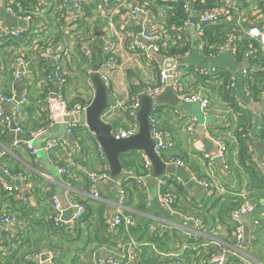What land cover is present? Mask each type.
<instances>
[{
  "label": "crops",
  "instance_id": "1",
  "mask_svg": "<svg viewBox=\"0 0 264 264\" xmlns=\"http://www.w3.org/2000/svg\"><path fill=\"white\" fill-rule=\"evenodd\" d=\"M13 1L16 10L32 16L30 23L36 34L31 42L7 41L0 29V85L14 98L23 95L29 97L27 105L19 111L15 108L14 100L12 104L9 102L3 104L6 114L12 121L24 127L23 133H16L0 120V152H4L2 160L9 166L12 174H5L4 170L0 169V263L35 264L26 262L23 255L31 250H40L51 257V262L46 264H95L97 257L105 254L107 249L114 250L120 237L129 234L144 244L145 260L151 264L156 263L155 260L161 252L181 253L183 264H209L208 257L217 248L218 243L226 244L233 249L237 244L235 228L237 223L230 220V212L234 205L240 202L241 192L248 191L250 197L257 201L264 196V188L249 187V174L239 164L238 145L235 142L231 144L229 131L234 127H226L212 117L207 119L202 117V123L198 118L196 136L206 140L208 148L214 149L209 137L223 136L230 140L227 160L225 163L215 160L212 176L207 162L192 149V140L186 131L184 121L174 113H168L162 119V127L174 143V153L184 157L188 164L187 167H178V172L163 177L165 182L163 191L176 197V208L180 213L200 215L205 220L206 227L201 237L190 241L185 238V226L159 201V184L156 188L150 185L149 190L137 195L130 191L123 200L124 211L134 218L137 225L130 231L125 229L110 231L101 221L103 211L105 208L115 210L121 202L118 181L128 169L124 167L122 175L118 177L111 175L110 181L100 183V199H94L89 195L88 179L84 171L108 170L111 174L108 160L99 149L97 136L90 128L79 125L80 129L72 135L67 133L65 124L61 122L49 124L46 96L50 90L56 89L57 82L56 79L52 82L46 79L45 76L52 70L53 65L46 63L41 57L40 50L42 51L46 45L62 49L64 70L69 79L66 97L75 103L78 97L87 100L94 98L95 95V86L89 84L90 78L86 74L90 60L82 53L84 41L87 38H94L93 62L94 66L98 67L103 59L100 47L111 36L113 37V34L98 7V0H83L86 17L79 23H69L63 18L61 0H31L27 6L22 0H11L12 3ZM140 1L150 8V17L145 24L143 20L128 18L125 10L115 16L120 28V35L116 39L123 56H119L121 66L112 78L117 89V93L111 96L112 103L125 99L129 92L139 93L143 89L144 80L146 82L144 70L146 67L131 64L133 54L127 46L137 31L142 29V26L148 29L160 24L164 32L176 33L175 20L171 21L174 16L172 13L176 11V2L172 4L171 0ZM219 1L226 5L225 15L210 31L227 39L242 38L245 35L251 40L250 43L255 41L246 34V31L254 24L264 28V0H217ZM166 7L170 9L168 13L164 11ZM16 15L17 17L8 15L5 8L0 5V18L7 26L24 23L20 18L23 15L17 12ZM189 35L194 52L182 58V61L211 65L212 59L200 52L199 39L196 43L192 34ZM18 53H24L31 61V66L22 78L16 80L12 73ZM224 58L223 65L218 66L228 68L231 72L238 70V65L236 66L228 55H224ZM230 60L233 61V66L227 65L226 62ZM150 75L152 83L155 82L157 78L155 71L150 70ZM241 80L240 75L238 81ZM203 92L212 95L219 107L226 105V101L215 87L208 85ZM259 106L257 108H260ZM180 109L183 113L197 117L201 113L197 105H183ZM250 109L253 122H256L257 113L253 108ZM262 110L260 108L259 122ZM231 111L232 125L239 126L240 115L234 110ZM120 119H123L121 114ZM41 127H46L47 132L32 139L28 132ZM49 137H60L66 145L46 151L43 147ZM28 142L35 151L28 147ZM259 151L261 155L264 154V145ZM125 163L127 164L128 160H125ZM58 165L70 168L69 178L58 173ZM132 166L136 167V163ZM19 174L23 177L18 176ZM210 179L216 182L217 188L213 187L208 191L200 182ZM9 186H13L14 190L9 191ZM223 189L228 192L223 194ZM54 195L63 203H66L69 197L84 201L87 206L84 224L66 231L53 228L51 198ZM9 210L16 214L17 220L9 225L10 231L6 232L2 217ZM262 210H258L253 217H241L245 239L238 255H228L227 264H240L242 257L247 258V264H264V218L260 219ZM252 218H259L260 226L252 227ZM152 223L167 224L169 226L167 235L151 238L147 227ZM186 228L193 229V226L189 223Z\"/></svg>",
  "mask_w": 264,
  "mask_h": 264
},
{
  "label": "built area",
  "instance_id": "2",
  "mask_svg": "<svg viewBox=\"0 0 264 264\" xmlns=\"http://www.w3.org/2000/svg\"><path fill=\"white\" fill-rule=\"evenodd\" d=\"M62 8L61 15L69 23H79L86 17L85 4L83 0H61ZM200 2L206 4V0H171V3L176 4L183 3L184 18L181 23L176 25V33H166L162 30L160 24L153 25L151 28H145L138 30L134 39L128 43V50L133 54L131 64L132 65H144L146 82L144 80L143 89L139 92H129V95L120 101L114 103L111 102V96L117 93V89L113 85V74L120 68L121 64L119 56H123V53L118 49V41L116 37L120 35V28L117 24L115 16L122 10H125L127 17L131 19L143 20V23L147 22L150 17V8L147 4H143L142 1H130V0H98V7L102 11V15L106 18L108 28L112 32L107 42L103 43L100 47V52L103 59L98 67L94 66L92 51V45L95 41L94 38H87L82 46L83 55L90 60V63L86 67V74L90 78L89 84L93 85V76L98 74L103 80L109 91V105L104 110L101 118L106 123L110 124L113 128V135L116 138H128L132 137L139 131L138 110L140 106L139 96L148 95L154 99L157 95L162 93L167 86L168 72L172 71V82L177 97L182 101L183 105H197L200 109L202 116L207 119L212 117L218 121H221L226 127H234L229 131V136L232 138L231 144L234 142L238 145V139L235 131L242 129L238 125H232L231 123V110L241 115V111L246 108L250 110L248 104H256L262 106L263 114L259 124L256 126V122H253L250 127H247V132L243 134L249 144V154L251 163L257 168L259 175L264 177V154L261 155L258 145V140L262 141L264 145V139H262L264 131V64L257 60V53L260 52L264 56V28L257 24L252 25L246 34L255 41L251 42L244 50L239 49L238 43L242 42V38L231 37V39L225 38L223 42L217 41V36L213 41L206 37V30H212L219 21L225 15L224 2L219 1L218 5L213 8H206L198 10L195 3ZM175 4V5H176ZM0 5L5 8L6 13L17 17L16 12L20 15V18L24 20V23L7 26L0 18V29L5 35L7 41H19L22 43L31 42L36 32L31 25V15L22 13L16 10L11 0H0ZM165 13H168L170 9L164 8ZM168 11V12H167ZM198 12L200 15L199 21L195 25V31L199 39V49L201 54L205 55L209 59H216L222 56L228 55L237 66L238 70L231 72L230 69L220 66L211 65H197L188 62H183L182 58L189 56L194 52V45L191 41L188 28L192 23L194 12ZM174 11L172 15L174 14ZM174 16L171 21H174ZM130 32V31H129ZM189 32V33H188ZM39 48V46H38ZM182 49L186 51L181 53ZM154 53H160L164 55V61L167 63L158 62L154 57ZM41 57L46 63L52 64L53 68L46 74V79L52 82L56 79L57 86L55 90H50L46 96V109L47 120L49 124L54 122H61L65 124L68 134H75V131L80 129L79 125L89 128L86 122V111L93 98L87 100L80 97L76 102H70L66 97V90L68 88V74L64 70L63 58L61 48H55L52 45H46L40 50ZM176 61V64L171 67L170 61ZM237 63V64H236ZM31 61L24 53H18L15 59V67L13 70L14 79H20L25 72L29 71ZM150 70L156 73V81L152 83V76ZM239 72L242 80L238 81L236 72ZM222 72L229 73V77L225 79L222 76ZM261 81V82H260ZM263 85L259 87L260 93H255L253 87L255 83ZM226 83L228 91V97L225 96L222 91V85ZM211 85L215 87L221 97L226 101V105L219 107L215 103V99L212 95L203 92V89ZM95 86V84H94ZM242 95L245 96L246 101L242 99ZM14 96L8 95L4 88L0 85V120L3 121L8 127L13 129L16 133H23L24 127L18 123H14L12 118L5 112L3 103L14 100ZM15 108L19 111L22 107L27 105L29 97L23 95L15 101ZM245 108V109H244ZM228 109V110H224ZM168 113H174L177 117L184 121L185 128L192 140V149L196 152V155L201 157L202 160L207 162V166L212 176H214V162L215 160H221L224 163L227 160L229 153L230 140L223 136L209 137V142L213 145L214 149L208 148L206 140L200 139L196 136V126L198 124V117L193 114H186L181 111L180 108L171 106H161L154 102L149 113V122L151 126V136L155 141V151L161 157L166 164H172L177 167H187V161L184 157L174 153L173 141L168 137L167 132L162 127V119ZM120 114L123 119H120ZM80 116L79 121H65L69 116ZM235 116V115H234ZM251 116V114H250ZM252 117V116H251ZM83 120V122L81 121ZM47 132L46 127L40 129H31L28 134L32 139L38 135H43ZM66 145L60 137H49L44 144V150L49 151L55 148H62ZM28 147L35 151L31 143L28 142ZM72 149L71 147H69ZM99 149L103 151L102 146L99 143ZM125 154L124 159L128 160L126 166L128 171L122 176L123 178L118 181V192L120 194L121 202L115 210L105 208L101 218L102 223L110 229V231H116L119 229H125L130 231L137 223L134 218L124 211L123 200L125 197L133 191L132 194L137 195L143 193L150 188V179L153 176L152 163L149 157L143 151L133 150ZM238 154V153H237ZM4 152H0V169L4 170L5 174L12 175L9 166L2 160ZM135 160L136 167L129 164V160ZM227 168V166H226ZM246 169V168H245ZM57 171L60 175L67 178L70 177L71 171L68 166L58 165ZM123 173V171H122ZM121 173V175H122ZM84 174L87 176L88 192L94 199H100V183L110 181L111 174L108 170H85ZM171 174V173H167ZM166 175V174H165ZM164 175V176H165ZM18 176H22L19 174ZM158 179L160 190L158 193L159 201L165 206L170 214L177 216L181 223L185 226L184 234L185 238L190 241L196 240L201 237L202 232L205 231L206 223L200 215H189L187 213H180L176 206L177 200L171 193H164L165 182L163 177ZM200 184L208 191L217 188L216 182L213 179L203 180ZM18 188L16 187V190ZM9 191L14 190L13 186L8 187ZM223 194L228 190L223 189ZM241 200L230 212V220L233 223H237L236 241L237 244L232 248L227 247L226 244L218 243L217 248L209 255V264H227L228 255H238L241 252L245 239V229L241 217H253V215L260 209V219L264 218V196L259 198V201L250 197L248 191H242L240 194ZM52 206V227L60 231L71 230L79 225H83L85 217L87 215V206L84 201L76 198L69 197L66 203H63L57 195L51 198ZM6 212L2 221L5 224V231L9 232V225L17 220L15 213ZM112 214V216H110ZM253 219V218H252ZM254 218L251 221L252 227L256 228L260 226L261 220ZM189 223L193 226V229H187L186 225ZM169 226L167 224H154L148 225L147 230L152 237H163L167 232ZM187 247V246H185ZM235 249V250H234ZM181 253L173 252H161L160 256L155 260V264H183ZM23 259L29 263L46 264V261L51 262V257L40 250H31L25 252ZM240 264H247V258H240ZM2 264V263H0ZM52 264V263H51ZM95 264H151L145 260L144 244L138 240L134 235L129 234L125 237H120L114 250L107 249L105 254H101L96 258Z\"/></svg>",
  "mask_w": 264,
  "mask_h": 264
},
{
  "label": "water",
  "instance_id": "3",
  "mask_svg": "<svg viewBox=\"0 0 264 264\" xmlns=\"http://www.w3.org/2000/svg\"><path fill=\"white\" fill-rule=\"evenodd\" d=\"M9 15V14H8ZM200 15L198 12H194V16L192 18V23L188 28V31L192 34L194 41L197 43L198 35L195 31V25L199 21ZM99 48L97 49V52ZM154 57L158 62H162L167 64L164 60V55L160 53H154ZM201 59V57H200ZM225 62L224 56L212 59L210 61L211 66H218L223 65ZM227 65L233 66V61L230 60L226 62ZM171 67L176 64V61H170ZM236 75L240 76V73L237 71ZM93 81L95 84V95L87 108L86 111V122L89 128L96 134L98 142L103 148V152L108 160L111 175L113 177H118L121 175L123 171V163L121 161V155L123 153H127L133 150L143 151L151 160L152 168H153V176L150 179V185L153 188H156L158 179L164 176L167 173H176L179 171L178 167L172 164H166L161 159V157L155 151V141L151 136V126L149 122V113L151 107L153 106L154 102L161 105V106H171L182 108L183 103L177 97L173 87L171 86L172 82V71L168 72V82L167 86L165 87L164 91L157 95L154 99H152L148 95H140L139 96V110H138V120H139V131L132 137L128 138H116L113 135V128L110 124L106 123L102 120L101 115L103 114L104 110L109 105V91L103 80L100 78L98 74L93 76ZM18 96L15 97L14 101L18 100ZM242 99L246 101L245 96L242 95ZM14 101L9 102V104L14 103ZM3 104H6L3 103ZM259 105L256 104H248V107H251L257 113L256 116V126L259 122L260 116V108H257ZM259 115V116H258ZM200 118V122L202 123V118ZM79 121L80 116H69L65 118V121ZM209 121V120H207ZM202 127V126H198ZM258 145L262 146V141L258 140ZM48 263V261H46Z\"/></svg>",
  "mask_w": 264,
  "mask_h": 264
},
{
  "label": "trees",
  "instance_id": "4",
  "mask_svg": "<svg viewBox=\"0 0 264 264\" xmlns=\"http://www.w3.org/2000/svg\"><path fill=\"white\" fill-rule=\"evenodd\" d=\"M32 1L31 0H22V3L27 6L31 3ZM206 4H201L199 1L195 3L196 5V8L198 10H202V9H206V8H213L215 7L216 5H218L219 2H217V0H206L205 2ZM176 7V12H175V16H174V23L176 25L180 24L181 23V20H183L184 18V9H183V3H178L175 5ZM206 37L213 41L215 39V34L214 32L210 31V30H206ZM225 39V37L221 34L217 35V41L218 42H223ZM250 39L243 35L242 36V42L241 43H238L239 45V49L240 50H244L248 47L249 43H250ZM9 44V42H7ZM186 50L185 49H182L181 53H184ZM257 60L258 61H261L263 62L264 64V56L263 54H261L260 52L257 53ZM222 76H225L227 79V77H229V73L227 72H222L221 73ZM261 82V81H260ZM263 85H259L257 82L255 83L253 89L255 91V93H260L261 90H259V87H261ZM222 91L224 92L225 96L228 97V91H227V88H226V83H224L222 85ZM264 90V88H263ZM245 109V108H244ZM251 112L249 109H245V110H242L241 111V115L239 116V126L242 128L241 130L240 129H237L235 131L236 133V136H237V139H238V160H239V164L246 168V171L247 173L249 174L248 177H249V187L251 189H259V187L261 188H264V177H262L261 175H259L258 173V170L257 168L251 163V159H250V154H249V144L246 140L245 137H243V134L247 132V127H250L252 125V120H251V116H250ZM262 139H264V131H263V135H262ZM124 156L125 154H122L121 155V161L123 163V165H127L125 163V160H124ZM136 161L135 160H132L131 162H129V164H134ZM237 205V203L234 205V207ZM51 225H52V222H51Z\"/></svg>",
  "mask_w": 264,
  "mask_h": 264
},
{
  "label": "rangeland",
  "instance_id": "5",
  "mask_svg": "<svg viewBox=\"0 0 264 264\" xmlns=\"http://www.w3.org/2000/svg\"><path fill=\"white\" fill-rule=\"evenodd\" d=\"M199 115L201 116V118L203 117L201 113H200ZM198 118H199V117H198ZM199 119H200V118H199ZM202 120H203V118H202Z\"/></svg>",
  "mask_w": 264,
  "mask_h": 264
}]
</instances>
